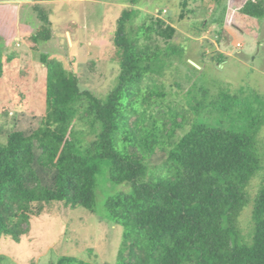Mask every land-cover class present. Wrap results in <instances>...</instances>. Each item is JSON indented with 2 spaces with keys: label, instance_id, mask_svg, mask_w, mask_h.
<instances>
[{
  "label": "trees",
  "instance_id": "16d2710c",
  "mask_svg": "<svg viewBox=\"0 0 264 264\" xmlns=\"http://www.w3.org/2000/svg\"><path fill=\"white\" fill-rule=\"evenodd\" d=\"M205 1L179 0L178 21L195 15ZM212 1L220 5L222 0ZM152 2L131 0L121 13L112 41L121 68L111 92L101 98L81 93L75 76L72 103L56 104L59 113L20 111L12 115L10 128L0 125L5 138L0 142V239L20 242L33 217L53 204L97 214L98 176L105 170L111 183L129 188L105 203L103 217L123 228L115 264H264V177L252 199L247 235L241 225L250 204L248 189L261 170L258 129L241 132L190 121L172 105L158 77L171 58L182 60L184 49L172 44L173 17L164 18L163 10L140 17L143 7L154 9L162 0ZM33 9L50 24L41 4ZM237 11L263 21L264 0H246ZM51 36L42 25L31 36L34 49ZM214 53L208 60L221 64L228 57ZM41 60L52 84L64 80L62 62L47 54ZM4 68L0 56V78ZM225 98L227 105L216 110L239 106L230 103L235 96ZM42 264L98 263L60 255Z\"/></svg>",
  "mask_w": 264,
  "mask_h": 264
},
{
  "label": "rangeland",
  "instance_id": "374dc122",
  "mask_svg": "<svg viewBox=\"0 0 264 264\" xmlns=\"http://www.w3.org/2000/svg\"><path fill=\"white\" fill-rule=\"evenodd\" d=\"M130 1L0 0V56L5 67L0 78V125L10 128L12 115L20 111L29 115L59 113L56 104L72 103L75 76L81 93L90 91L101 98L111 92L117 86L121 68L112 41L121 13L130 7ZM245 1L222 0L217 5L206 0L202 4L205 9L199 8L195 15L178 21L179 0H162L154 9L143 7L140 17L145 18L146 13L158 15L163 10L164 18L175 19L177 31L172 44L183 47L184 55L182 60L171 58L158 77L159 86L163 83L166 87L172 105L187 112L190 121L195 118L241 132L258 129L261 170L250 184V204L241 217L243 233L247 235L251 229L252 199L264 177V20L242 17L237 9ZM36 3L46 10L50 24L39 19L38 11L33 9ZM42 25H47L52 36L35 50L36 42L31 36ZM204 37L215 40L214 54L218 55L222 48L226 52L223 54L228 57L223 63L209 59L205 68L192 63L201 62L204 55L209 57L210 50L206 54V48L193 41ZM217 39L221 43L218 47ZM255 49L253 52L259 57L255 62L254 55L241 58L239 52L254 54ZM230 51L231 56L227 54ZM42 54L62 62L66 69L63 81L52 84L53 76L42 62ZM226 95L235 96L237 100L230 103L239 106L216 110V105H227ZM86 138L91 140L93 136L87 134ZM0 142H5V138L0 137ZM106 174L104 170L98 176L97 214L81 207L74 210L62 204L47 206L43 215L33 217L29 233L20 242L0 239V264H42L56 261L60 255L115 264L123 228L103 217L107 215L105 203L109 196L129 188L111 183Z\"/></svg>",
  "mask_w": 264,
  "mask_h": 264
},
{
  "label": "crops",
  "instance_id": "0c3cea01",
  "mask_svg": "<svg viewBox=\"0 0 264 264\" xmlns=\"http://www.w3.org/2000/svg\"><path fill=\"white\" fill-rule=\"evenodd\" d=\"M68 34H70V33H68ZM194 39H195V38H194ZM205 39H208V38L204 37V38H202L201 40H197V39H196V40H193V41H194V43H196V44H197V42L200 43L201 46H202L203 48L205 47V48H206V50H205L206 54H208V52H209V50H210V53H209V55H210V54H212V53L214 52V51H213L214 47H213V46H208L207 43H206V40H205ZM209 41H211L212 43H214L215 40L213 41L212 39H209ZM102 43H103V42H102ZM102 43H101V44H102ZM216 47H218V42H216ZM226 47H227V46H226ZM217 49H218V48H217ZM226 49H227V48H226ZM258 49H259V48H258ZM258 49H257V50H258ZM222 50H223V48H222ZM222 50L219 49V51H220L219 53H221V52L224 53V52H225V51L223 52ZM253 51H256V49H255V50H252V52H253ZM205 52H204V53H205ZM258 52H259V51H258ZM239 53H240V55H242L241 58H243V56L245 57V56L254 55V56H252V57H253L252 59H253L254 62H255V61L257 60V58H258V56L256 55V54H258V53H256V52H255V53L253 52L254 54H252V53L248 54L247 52H239ZM225 54H226V52H225ZM227 54H228L229 56H231V55L233 54V52L230 51V52H228ZM200 60H201V62H197V61H195L196 64L199 65L200 67L205 68V67L207 66L206 63H207V61H208V57H206V56L204 55V56L200 57ZM195 62H194V63H195Z\"/></svg>",
  "mask_w": 264,
  "mask_h": 264
},
{
  "label": "water",
  "instance_id": "95a60500",
  "mask_svg": "<svg viewBox=\"0 0 264 264\" xmlns=\"http://www.w3.org/2000/svg\"><path fill=\"white\" fill-rule=\"evenodd\" d=\"M68 36H69V40H70V34H68ZM197 68H200V66L199 65H197L196 63H194V62H192Z\"/></svg>",
  "mask_w": 264,
  "mask_h": 264
}]
</instances>
